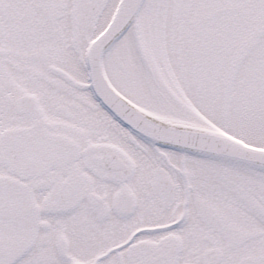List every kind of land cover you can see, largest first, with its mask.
Wrapping results in <instances>:
<instances>
[{
    "label": "snow or ice",
    "instance_id": "1",
    "mask_svg": "<svg viewBox=\"0 0 264 264\" xmlns=\"http://www.w3.org/2000/svg\"><path fill=\"white\" fill-rule=\"evenodd\" d=\"M0 264H264V0H0Z\"/></svg>",
    "mask_w": 264,
    "mask_h": 264
}]
</instances>
